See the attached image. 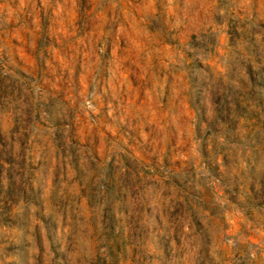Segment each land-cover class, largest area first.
<instances>
[{
	"label": "rangeland",
	"instance_id": "1",
	"mask_svg": "<svg viewBox=\"0 0 264 264\" xmlns=\"http://www.w3.org/2000/svg\"><path fill=\"white\" fill-rule=\"evenodd\" d=\"M253 89L264 0H0V264H264Z\"/></svg>",
	"mask_w": 264,
	"mask_h": 264
},
{
	"label": "trees",
	"instance_id": "2",
	"mask_svg": "<svg viewBox=\"0 0 264 264\" xmlns=\"http://www.w3.org/2000/svg\"><path fill=\"white\" fill-rule=\"evenodd\" d=\"M249 74H250V80L254 84L253 76H251L252 75V71H249ZM252 94L255 97V99L258 100L264 106V98H263V96L258 95L256 93V91H254V89L252 90ZM239 104H240L239 101L238 100H235V105L237 107H239ZM226 111H227V113H226V115H227L226 116L227 122L229 124H231L233 122V118L230 117V111H231V109L227 108ZM2 190L3 189H2V183H1V178H0V218L4 215V211H3V207H2V200H1ZM38 231L39 232L37 234L36 239L38 240V246H39V248H41L42 245L44 244V237H43L42 231L41 230H38ZM48 232H49V230H48ZM47 239L50 241L51 237H47Z\"/></svg>",
	"mask_w": 264,
	"mask_h": 264
}]
</instances>
